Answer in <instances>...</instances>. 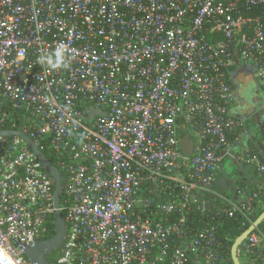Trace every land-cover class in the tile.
Here are the masks:
<instances>
[{
    "label": "built area",
    "instance_id": "2783aa9c",
    "mask_svg": "<svg viewBox=\"0 0 264 264\" xmlns=\"http://www.w3.org/2000/svg\"><path fill=\"white\" fill-rule=\"evenodd\" d=\"M57 46L69 67L53 71L39 57ZM242 66L264 90V0H0V130L25 132L65 173L57 264H230L219 225L264 196L256 152L249 196L216 210L206 196L220 198L223 153L244 136L231 79ZM8 106L30 118L22 129L5 128ZM2 141L0 249L35 264L24 248L50 231L55 183L24 140ZM240 251L264 264L260 226Z\"/></svg>",
    "mask_w": 264,
    "mask_h": 264
},
{
    "label": "crops",
    "instance_id": "0c3cea01",
    "mask_svg": "<svg viewBox=\"0 0 264 264\" xmlns=\"http://www.w3.org/2000/svg\"><path fill=\"white\" fill-rule=\"evenodd\" d=\"M231 79L235 96L232 113L243 119L244 136L242 140L232 141L223 153L221 169L214 184L219 181L225 192L233 194V200L237 198L239 201L262 182L254 165L246 162V155L250 150H257L264 157V90L249 66L233 70ZM238 189L243 191L240 197H237ZM214 191L220 198H225L220 192ZM208 203L210 209H215L212 202Z\"/></svg>",
    "mask_w": 264,
    "mask_h": 264
},
{
    "label": "water",
    "instance_id": "95a60500",
    "mask_svg": "<svg viewBox=\"0 0 264 264\" xmlns=\"http://www.w3.org/2000/svg\"><path fill=\"white\" fill-rule=\"evenodd\" d=\"M14 136H18L24 140L32 152L37 156L41 166L53 178L55 183L54 202L56 212L54 214V224L56 227V233L53 237L36 241L32 246L24 248V254L31 262L35 264H53L48 256L53 255L64 245L68 235L67 222L60 211L61 200L64 194L65 177L62 175L59 168L48 158L45 152L40 149L34 139L21 130H0V157L4 154V150L7 147V143L2 141V138H10ZM194 144V140L190 138L189 134L184 135L181 139L182 151L188 158L193 155ZM263 222L264 211L250 225V227L235 240L231 249V257L234 264H242L239 257L240 248L248 236ZM0 264H13L4 254L2 249H0Z\"/></svg>",
    "mask_w": 264,
    "mask_h": 264
},
{
    "label": "trees",
    "instance_id": "16d2710c",
    "mask_svg": "<svg viewBox=\"0 0 264 264\" xmlns=\"http://www.w3.org/2000/svg\"><path fill=\"white\" fill-rule=\"evenodd\" d=\"M7 113H8V120L11 121L9 123H7L5 125V128H12V123H17V128L22 129V127H24L26 124H28L27 119H30L24 112L22 111H18L15 110L14 108H12L11 106L7 107ZM189 131V126L188 125H183L180 128V135L183 137L184 135L188 134ZM43 151L45 152V154L48 156V158L59 168V164H58V160L56 158V156L52 153L51 150L48 149H43ZM250 152L253 153H257V150H250ZM62 175L65 176L64 172L61 171ZM243 188V187H241ZM240 188V189H241ZM213 189L220 192L222 195H224L226 198L233 200L234 195L233 194H229L226 193L225 190L221 187L219 181L213 185ZM240 189L237 190V197L241 196ZM252 193V192H251ZM249 194L246 195L249 196ZM207 196V201L212 202L214 205L213 208L218 209V208H225L228 206V204L226 203V201L222 198H217L215 199L212 195L208 194ZM237 199V198H236ZM235 199V200H236ZM61 202H64V196H62V200ZM264 211V196L260 199V201H257L256 203H254V206L251 210H248L246 212V216H244L243 214H236L233 217H228L224 223H222L221 225H219V239L222 241L223 245H224V251L225 254L228 256V258L230 259V264H234L232 257H231V249L232 246L235 242V240L244 232L246 231L250 225L259 217V215ZM63 215H65L63 213ZM191 220L193 222H196V226L199 227L201 226V224L197 223V221H201V217L200 214H198L197 212L192 214ZM49 227H50V231L49 233L43 237V239H47L50 237H53L56 233V227L54 224V220L51 219L49 222ZM260 229L264 230V222L260 225ZM56 254L57 251L53 254L48 256L49 260L53 263V264H57L56 263ZM241 256L244 257V255L242 254V252H239V257L241 260L242 264H247L245 262V260L243 261L241 259Z\"/></svg>",
    "mask_w": 264,
    "mask_h": 264
},
{
    "label": "clouds",
    "instance_id": "9594fccd",
    "mask_svg": "<svg viewBox=\"0 0 264 264\" xmlns=\"http://www.w3.org/2000/svg\"><path fill=\"white\" fill-rule=\"evenodd\" d=\"M39 63L53 71L67 69L69 67V61L66 55V49L62 46H57L51 51L44 52L39 57Z\"/></svg>",
    "mask_w": 264,
    "mask_h": 264
},
{
    "label": "bare ground",
    "instance_id": "6f19581e",
    "mask_svg": "<svg viewBox=\"0 0 264 264\" xmlns=\"http://www.w3.org/2000/svg\"><path fill=\"white\" fill-rule=\"evenodd\" d=\"M4 252V254L8 257V254L7 253H5V251H3ZM9 258V257H8ZM12 262H14V260L12 259L11 260ZM14 264H16L15 262H14Z\"/></svg>",
    "mask_w": 264,
    "mask_h": 264
},
{
    "label": "rangeland",
    "instance_id": "374dc122",
    "mask_svg": "<svg viewBox=\"0 0 264 264\" xmlns=\"http://www.w3.org/2000/svg\"><path fill=\"white\" fill-rule=\"evenodd\" d=\"M241 259L244 261L245 258L243 256H241Z\"/></svg>",
    "mask_w": 264,
    "mask_h": 264
}]
</instances>
